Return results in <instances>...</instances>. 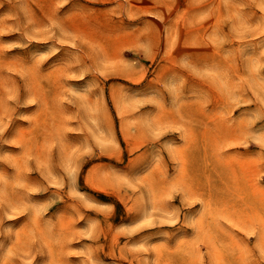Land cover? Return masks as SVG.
I'll use <instances>...</instances> for the list:
<instances>
[{
    "label": "rangeland",
    "instance_id": "obj_1",
    "mask_svg": "<svg viewBox=\"0 0 264 264\" xmlns=\"http://www.w3.org/2000/svg\"><path fill=\"white\" fill-rule=\"evenodd\" d=\"M0 264H264V0H0Z\"/></svg>",
    "mask_w": 264,
    "mask_h": 264
}]
</instances>
